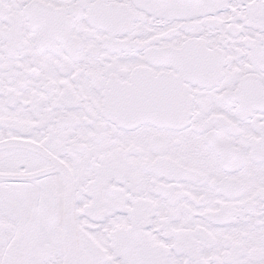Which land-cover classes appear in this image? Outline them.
<instances>
[{"label": "snow or ice", "instance_id": "1", "mask_svg": "<svg viewBox=\"0 0 264 264\" xmlns=\"http://www.w3.org/2000/svg\"><path fill=\"white\" fill-rule=\"evenodd\" d=\"M0 264H264V0H0Z\"/></svg>", "mask_w": 264, "mask_h": 264}]
</instances>
